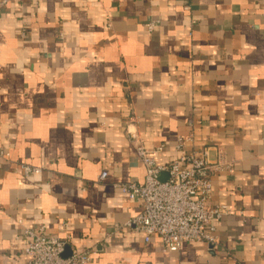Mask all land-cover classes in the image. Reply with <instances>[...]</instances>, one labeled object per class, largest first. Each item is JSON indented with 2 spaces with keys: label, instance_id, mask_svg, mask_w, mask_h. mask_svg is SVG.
<instances>
[{
  "label": "crops",
  "instance_id": "obj_1",
  "mask_svg": "<svg viewBox=\"0 0 264 264\" xmlns=\"http://www.w3.org/2000/svg\"><path fill=\"white\" fill-rule=\"evenodd\" d=\"M179 138L232 163L211 176L228 214L215 243L163 252L112 184L143 182L137 145L168 164ZM1 151L0 264L38 227L88 264H264V0H0Z\"/></svg>",
  "mask_w": 264,
  "mask_h": 264
},
{
  "label": "built area",
  "instance_id": "obj_2",
  "mask_svg": "<svg viewBox=\"0 0 264 264\" xmlns=\"http://www.w3.org/2000/svg\"><path fill=\"white\" fill-rule=\"evenodd\" d=\"M156 22L147 24L149 30ZM134 138V135L131 134ZM179 138L176 149L178 155L168 164H157L155 154L162 146L147 149L137 145V157L145 167L144 180L116 182L114 190L137 201L140 212L131 218L128 226L143 235L148 243L157 237L163 252L178 251L186 243L207 241L215 243V222L228 214L226 204L210 205L213 196L211 176L214 173H231L232 163L221 150L215 149L214 158H210L211 147L187 152L186 141ZM0 156L7 154L0 152ZM22 173H38L40 168L26 164L21 166ZM166 171L165 180L159 174ZM108 175L101 171L98 180L104 181ZM26 244L22 248L26 256L22 264H88L97 250L72 252L64 256L66 242L60 238L45 234L43 227L26 228L22 231Z\"/></svg>",
  "mask_w": 264,
  "mask_h": 264
},
{
  "label": "water",
  "instance_id": "obj_3",
  "mask_svg": "<svg viewBox=\"0 0 264 264\" xmlns=\"http://www.w3.org/2000/svg\"><path fill=\"white\" fill-rule=\"evenodd\" d=\"M63 255L66 256V251H64V254Z\"/></svg>",
  "mask_w": 264,
  "mask_h": 264
}]
</instances>
